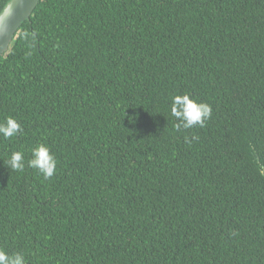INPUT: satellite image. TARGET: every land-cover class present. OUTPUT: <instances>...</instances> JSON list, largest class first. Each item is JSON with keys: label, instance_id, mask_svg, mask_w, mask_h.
Segmentation results:
<instances>
[{"label": "trees", "instance_id": "obj_1", "mask_svg": "<svg viewBox=\"0 0 264 264\" xmlns=\"http://www.w3.org/2000/svg\"><path fill=\"white\" fill-rule=\"evenodd\" d=\"M185 93L211 105L204 127L176 130ZM7 117L21 126L0 136L9 255L264 264V0H43L0 59ZM39 143L49 179L27 164Z\"/></svg>", "mask_w": 264, "mask_h": 264}, {"label": "clouds", "instance_id": "obj_2", "mask_svg": "<svg viewBox=\"0 0 264 264\" xmlns=\"http://www.w3.org/2000/svg\"><path fill=\"white\" fill-rule=\"evenodd\" d=\"M24 36L32 42L35 41V34L26 32ZM170 113L172 117L179 121L175 125L176 130L179 131L181 128L204 127L206 122L211 118L212 108L210 104L198 102L185 93L172 97ZM20 131V124L12 117H7L4 122H0V136L4 139H10ZM186 142L191 143L187 138ZM27 164L29 167L36 169L44 179L51 178L57 168L55 156L51 153L50 148L43 143H39L31 149V158L27 161ZM7 165L14 171L23 170L25 167L24 154L20 151L13 152L7 160ZM259 175L264 176V165L259 166ZM0 264H25V260L21 253L9 255L0 249Z\"/></svg>", "mask_w": 264, "mask_h": 264}, {"label": "water", "instance_id": "obj_3", "mask_svg": "<svg viewBox=\"0 0 264 264\" xmlns=\"http://www.w3.org/2000/svg\"><path fill=\"white\" fill-rule=\"evenodd\" d=\"M43 0H11L0 13V59L12 49L21 27Z\"/></svg>", "mask_w": 264, "mask_h": 264}]
</instances>
